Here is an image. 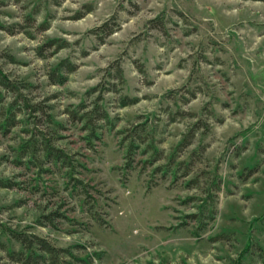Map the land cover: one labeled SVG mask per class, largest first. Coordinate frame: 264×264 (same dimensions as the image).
Returning <instances> with one entry per match:
<instances>
[{"label": "rangeland", "instance_id": "obj_1", "mask_svg": "<svg viewBox=\"0 0 264 264\" xmlns=\"http://www.w3.org/2000/svg\"><path fill=\"white\" fill-rule=\"evenodd\" d=\"M0 70L19 88L1 91L0 264L9 230L93 264H264V0H0ZM95 102L109 123L87 140L67 112Z\"/></svg>", "mask_w": 264, "mask_h": 264}, {"label": "trees", "instance_id": "obj_2", "mask_svg": "<svg viewBox=\"0 0 264 264\" xmlns=\"http://www.w3.org/2000/svg\"><path fill=\"white\" fill-rule=\"evenodd\" d=\"M74 71V67L70 66L66 63H61L59 66H57L53 73L49 76L51 82L62 85L66 81V76ZM117 75L119 78L121 77V71L117 69ZM1 91L6 92H18L19 88L17 86L13 85L8 78L3 74V72L0 70V101H1ZM123 105H126L123 104ZM12 107V105H11ZM32 106H28L25 104V109H30ZM97 102L94 103L92 108L90 110H87V107L84 106V104H80L76 110H72L70 112H67L70 119L73 122L76 123H82L83 129L88 131V138L87 140L92 139H98L97 130H98V123L105 122L109 123L108 114L105 110L101 108ZM82 112V113H81ZM14 116L11 109L7 110V116L4 120V122L1 124L0 129H3L6 131L8 128L12 127L14 124ZM135 131V132H134ZM127 131V136H125V140L130 139L128 145H127V156L130 157L133 155L134 151H136L139 148L140 142H136L137 139L136 136V130ZM126 133V132H124ZM191 137L192 136H185L183 137L181 143L179 144L177 151L187 148L191 144ZM141 141H144L143 139H140ZM23 155H26L28 158V163H32V161L37 159V153L39 150L35 149L34 143H27L23 146ZM40 149L43 151L44 157L48 162H51L53 164H61V166L70 167L71 164L68 162V159L64 153H62L59 150H56L55 148L51 147L49 144L44 143L40 147ZM151 149L154 153L153 159L151 162H147V164H154L157 161H159L162 157L161 152L155 150L154 146L152 144L149 145V147L146 148V150ZM145 150V151H146ZM177 153H174L170 155L169 157V163L167 164V167L165 169L164 173H168L170 171V167L172 164L175 163L174 155ZM130 163V162H129ZM160 168H157L156 171L158 172ZM187 175V174H185ZM74 181V180H73ZM193 184V182L191 183ZM13 185L6 181H0V188H11ZM88 195V194H87ZM210 197L204 199V203L198 207V211L196 214H192L189 216L190 220H193L200 224V227H203L204 221L210 220L213 217L212 213L207 212L208 206V200ZM188 201H194L191 198L187 199ZM208 213V214H207ZM60 216L56 212H51L50 214L43 215L42 219L45 221H48V223H52L55 219H59ZM96 219V218H95ZM97 223L101 225L103 222L101 220L96 219ZM9 235V238L14 240L16 243L20 245V250L18 251H8V258L18 264H73L72 262L75 261L79 264H93L92 259L88 256L87 258L83 260H79L73 256L68 250H63L56 248L52 246L49 242H47L44 239H41L35 235H29L24 233H18L15 231L9 230L7 232ZM250 245L248 246V248ZM247 248V249H248ZM70 257L73 259V261L70 260V262H67L64 260V257ZM95 257H99L97 254H94ZM92 257V256H91ZM264 261V259H263Z\"/></svg>", "mask_w": 264, "mask_h": 264}]
</instances>
